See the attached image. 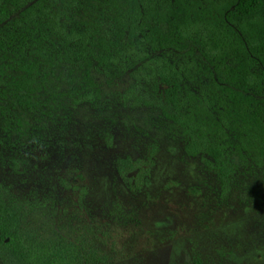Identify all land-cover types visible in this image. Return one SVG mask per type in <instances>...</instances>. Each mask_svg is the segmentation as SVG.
<instances>
[{"label":"trees","instance_id":"1","mask_svg":"<svg viewBox=\"0 0 264 264\" xmlns=\"http://www.w3.org/2000/svg\"><path fill=\"white\" fill-rule=\"evenodd\" d=\"M86 109L108 130L134 117L181 143L222 194L264 175V0H0L7 165L61 150ZM33 207L0 191V264L110 262L53 222L39 231Z\"/></svg>","mask_w":264,"mask_h":264},{"label":"rangeland","instance_id":"2","mask_svg":"<svg viewBox=\"0 0 264 264\" xmlns=\"http://www.w3.org/2000/svg\"><path fill=\"white\" fill-rule=\"evenodd\" d=\"M79 120L75 138L36 151L25 169L9 167L0 149V191L35 206L39 231L53 222L108 264H264L263 174L222 194L200 159L142 120L108 130L90 109ZM126 156L132 165L118 169Z\"/></svg>","mask_w":264,"mask_h":264}]
</instances>
